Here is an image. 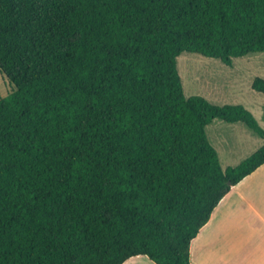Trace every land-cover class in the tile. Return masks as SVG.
<instances>
[{
  "label": "trees",
  "instance_id": "1",
  "mask_svg": "<svg viewBox=\"0 0 264 264\" xmlns=\"http://www.w3.org/2000/svg\"><path fill=\"white\" fill-rule=\"evenodd\" d=\"M230 66L264 52V0H0V264H192L219 201L264 163L222 168L213 119L242 104L185 97L177 56ZM251 88L264 95V78Z\"/></svg>",
  "mask_w": 264,
  "mask_h": 264
},
{
  "label": "rangeland",
  "instance_id": "2",
  "mask_svg": "<svg viewBox=\"0 0 264 264\" xmlns=\"http://www.w3.org/2000/svg\"><path fill=\"white\" fill-rule=\"evenodd\" d=\"M176 60L185 97L201 95L216 104H242L264 129V95L251 88L254 77L264 78V52L233 58L230 66L190 52H182ZM12 90L13 85L0 73V97ZM206 132L223 169L239 163L263 142L243 123L218 118L207 125Z\"/></svg>",
  "mask_w": 264,
  "mask_h": 264
},
{
  "label": "crops",
  "instance_id": "3",
  "mask_svg": "<svg viewBox=\"0 0 264 264\" xmlns=\"http://www.w3.org/2000/svg\"><path fill=\"white\" fill-rule=\"evenodd\" d=\"M189 260L192 264H264V163L219 201L191 240ZM122 264L155 263L138 255Z\"/></svg>",
  "mask_w": 264,
  "mask_h": 264
}]
</instances>
